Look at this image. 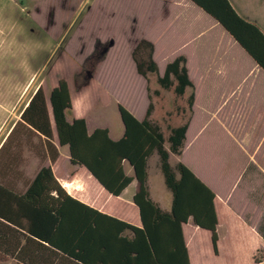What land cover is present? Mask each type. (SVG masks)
Here are the masks:
<instances>
[{"label":"trees","instance_id":"16d2710c","mask_svg":"<svg viewBox=\"0 0 264 264\" xmlns=\"http://www.w3.org/2000/svg\"><path fill=\"white\" fill-rule=\"evenodd\" d=\"M192 1L218 21L264 70V34L256 24L239 16L228 0ZM152 52L149 41L135 45L132 56L139 75L148 81V73L155 74L157 84L172 89L179 98L191 89L186 99L188 116L177 126L168 124L167 133L152 119L149 86L144 119L138 120L117 103L124 127L119 139H111L107 128L89 132L84 118L67 119L72 99L67 81L59 79L48 94L50 108L38 86L1 146L22 124L41 139L50 163L58 158V147L66 146L70 164L83 166L113 196L135 179L138 188L133 203L141 226L74 198L54 176L51 165H43L21 192L0 183V264H189L182 232V224L189 218L211 232L216 250L214 192L180 160L174 165L169 162L170 154H181L193 101L186 59L175 57L160 74ZM153 154L158 155L164 184L171 193L168 211L149 196L147 166ZM124 161L132 175L125 172ZM261 230L264 237V227Z\"/></svg>","mask_w":264,"mask_h":264},{"label":"crops","instance_id":"0c3cea01","mask_svg":"<svg viewBox=\"0 0 264 264\" xmlns=\"http://www.w3.org/2000/svg\"><path fill=\"white\" fill-rule=\"evenodd\" d=\"M228 1L239 16L256 24L264 34L260 16L252 13L242 0ZM138 3L133 19L116 14L113 21L120 20L128 27L126 34L134 39L133 43L142 39L152 43V57L160 74L168 62L184 56L193 83V101L181 154H170L169 162L174 165L172 156L175 162L180 160L215 195L216 250L209 230L194 225L191 218L182 224L189 264H264L261 230L264 227V70L218 21L192 0H139ZM140 20L152 23V36L137 32ZM110 33L118 37L113 29ZM162 54L168 55L169 60L160 66L157 58ZM190 91L186 89L180 105L176 106L181 122L172 126L181 124L188 116L186 99ZM148 103L149 99L145 106L132 105L130 112L142 120ZM73 118L78 117H67ZM81 118L86 120L89 132L98 127L107 128L113 140L123 134L122 122L90 128L86 117ZM7 136L0 142V151ZM66 160L69 162L68 154ZM55 162L48 161L47 165H51L54 176L65 189L71 186L66 189L71 196L106 215L141 226L139 210L133 203L138 188L135 179L118 196H113L83 166L69 162L84 169L85 174L74 170L61 180L55 173ZM123 165L125 172L132 175L127 162ZM40 167L30 176L24 174L23 180L18 171L1 165L0 159V183H30ZM147 172L151 200L161 209L170 210L171 193L164 184L157 154L148 158ZM153 173L157 189L153 185ZM76 183L85 185L78 187ZM112 199L118 200L122 207L109 205Z\"/></svg>","mask_w":264,"mask_h":264},{"label":"rangeland","instance_id":"374dc122","mask_svg":"<svg viewBox=\"0 0 264 264\" xmlns=\"http://www.w3.org/2000/svg\"><path fill=\"white\" fill-rule=\"evenodd\" d=\"M138 1L0 0V142L20 119L36 88L41 86L47 99L59 79L67 81L71 94L72 109L67 117L84 116L90 128L104 123L120 125L117 103L129 111L132 105L145 106L147 86L155 103L152 119L162 130L167 133L168 124L181 122L176 109L180 98L172 89H162L155 74L148 73L147 81L137 73L132 52L138 42L133 43L126 34L128 27L120 20L113 21L116 14L133 19ZM242 1L264 22V0ZM143 7L147 9L146 4ZM112 29L118 37L110 33ZM137 29L152 36L149 21L140 20ZM168 58L162 54L157 61L163 66ZM47 103L50 108L48 99ZM59 152L54 169L61 180L81 170L66 160V146ZM0 159L1 165L18 171L23 180L24 174L30 176L48 163L41 139L22 124L16 126L0 151ZM175 159L172 156V164ZM81 174H85L84 169ZM3 184L21 192L28 183ZM153 185L157 189L154 173ZM109 205L122 207L116 199Z\"/></svg>","mask_w":264,"mask_h":264}]
</instances>
